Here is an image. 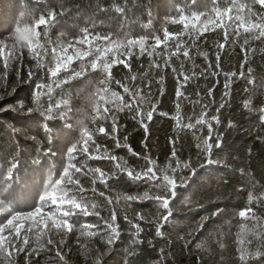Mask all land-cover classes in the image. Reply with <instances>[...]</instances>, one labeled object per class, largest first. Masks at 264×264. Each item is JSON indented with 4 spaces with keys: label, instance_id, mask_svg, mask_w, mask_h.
<instances>
[{
    "label": "trees",
    "instance_id": "16d2710c",
    "mask_svg": "<svg viewBox=\"0 0 264 264\" xmlns=\"http://www.w3.org/2000/svg\"><path fill=\"white\" fill-rule=\"evenodd\" d=\"M239 2L244 4L249 0ZM125 3V15L114 10H99L101 7L113 9L114 5ZM186 4L190 8H185ZM212 7L211 0H195V3L193 0H0V41L7 45L3 57H0V107L16 105L19 101L32 106L37 85L52 89L53 104L63 99L69 100L67 106L61 104L60 109L54 107L47 120L40 111L24 116L12 111L0 112V181H8L7 174L12 163L18 162L14 170L15 180L8 183L7 191L0 196V200L14 205L18 211L32 210L43 194L49 175L53 179L58 178V173L67 162V150L80 140L84 129L80 121H84L89 131L97 127L91 119L95 113L90 97L105 74L99 68L93 70L90 67L89 62L94 59L95 52L73 59L67 71L62 70L57 78H52L48 69L55 65L51 51L54 46L75 43L85 28L94 34L110 35L113 40L123 39L122 35H118L122 33L131 37L147 36V43L152 44V34L162 37L164 28L170 32L183 28L182 24L170 22L175 8H185V14H188L189 11L208 13ZM50 11L57 13L56 19L50 25H41L37 29L41 32L40 42L47 49L46 54L41 50L43 60L37 66L28 49L15 43L9 34L15 35L14 24L18 17L23 16L27 23H31ZM183 39L188 40L187 36ZM223 42V31L217 28L205 32L192 43L188 48V58L182 53L170 55L174 48L171 47L173 42L169 41L164 58L170 56V67H165L162 59L145 53L131 57V70L120 63L111 69L114 80L108 86L109 95L105 96L110 104L118 102L111 98L112 92L119 93L125 101L131 99L115 83V80H120L140 93L136 103L142 111L150 110L153 105L156 111L151 121H145L147 133L139 121L133 119L134 113L126 109L117 112L118 129L115 135L126 146L117 147L115 140L99 133L93 135L96 143L122 158V162L129 167L144 164L142 159L132 155L130 147L133 152L150 155L155 159L156 166L164 169L169 163L175 165L174 160L170 161L173 150L171 141L174 140L176 159L181 163L189 162L191 167L196 168L195 175H191L190 169L178 170L179 175L191 176V179L176 189L175 198L170 203L172 216L161 229L163 235L155 234L154 223L162 215V210L152 200L133 202L123 199L145 191L147 185L143 181L133 183L125 174H119L109 179L106 187L99 181L93 186L91 178L82 177L85 196L90 198V204L98 206L100 216L108 218L110 209L116 211L119 238L109 245L104 235L106 225L100 218L95 215L80 217V223L97 226L91 230L97 235H82L79 226L66 235L54 232L39 241L32 234L30 244L39 251V255L33 253L25 257L24 253L16 254L12 258L14 264H26V261L27 264H64L56 256L55 248L47 245L48 238L57 242L63 239L60 248L67 264H96L97 258L99 264H241L238 251L241 240L246 242L249 251H255L261 242V237L256 233L264 225V120L260 119L261 109H264V41L249 37L247 44H244L243 35L239 38L230 36L229 43L220 52L217 68V43ZM96 43L103 44L100 41ZM77 47L84 52L89 50L90 45ZM10 51L17 58L14 59ZM156 51H163V46ZM68 54H73V49H69ZM4 58L9 62L6 70ZM111 58H116V54H111ZM154 59H159V67L152 63ZM82 68L83 75L66 79L73 71L79 72ZM205 69L207 73L201 75ZM29 71L33 73L31 79L28 77ZM178 72L192 76L181 89L188 99H178L176 96L179 82L183 80ZM55 80L65 82L58 86ZM249 80L252 82L249 83ZM226 82L228 89L225 88ZM210 87L213 91L208 96L207 89ZM226 91L229 93L227 97L224 95ZM197 92L200 93L199 97L196 96ZM196 99L201 103L189 102ZM40 102L47 108L49 97L41 95ZM222 103L225 106L219 108ZM203 105L208 106L205 118L210 120L212 116H218L220 123L211 120L213 137L209 142L213 144L211 159L215 162L201 168L199 165L205 160L202 139L207 138L208 127L204 124L189 129L182 125L189 122L195 124ZM62 111L67 112L66 119L61 115ZM45 123L50 135L45 134ZM109 124L106 122L105 127L108 128ZM13 128L19 131L13 134ZM217 135L221 139L218 148L215 147ZM49 147L54 155H45L41 151ZM77 160L87 169L100 168L111 175L113 162L109 160L88 159L84 155L78 156ZM100 192L105 196H100ZM105 197L113 203L108 205ZM246 208H251L259 219L242 218L239 213ZM137 213L154 223L139 221L144 231L138 237L141 243L133 245L134 229L124 217L132 218ZM10 215V212L0 211V224L6 222ZM14 223L27 224V221ZM130 248H135L131 255ZM0 264H6V261L0 260Z\"/></svg>",
    "mask_w": 264,
    "mask_h": 264
},
{
    "label": "snow or ice",
    "instance_id": "6c2138e0",
    "mask_svg": "<svg viewBox=\"0 0 264 264\" xmlns=\"http://www.w3.org/2000/svg\"><path fill=\"white\" fill-rule=\"evenodd\" d=\"M195 3V0H193ZM213 7L208 13H197L188 12L185 14V8H190L189 5H185V8H175V15L170 17L171 23L182 24L183 28L177 32H170L167 28H164L163 36L151 35V39L154 41L152 44H148L147 36L131 37L127 33H122L123 39L113 40L110 35H101L99 33L94 34L90 32L88 28L82 30L81 36L77 37L75 43H69L67 46L56 45L51 51L55 59L54 67H50L48 72L52 78H57L58 74L64 70L67 71L68 66L71 64L73 59H80L82 56L89 55L90 52H95V57L90 61V67L93 70L99 68L104 74L105 78L100 80L96 91L91 95L90 101L93 105V112L91 119L93 123L97 125L95 129L89 131L88 126L84 121H80L84 125L83 132L80 140L74 143L66 153L67 162L64 165L61 172L58 173V178L53 179L51 174L48 177L47 183L44 185L43 194L39 196L38 202L34 205L30 211H18L14 205L5 204L4 200H0V211L10 212V218H6V222L0 224V260L6 261V264H14L13 257L16 254L24 253L25 257L31 256L33 253L39 255V251L33 249L30 244V235L35 234L37 241L41 240L42 237L53 234L54 232H63L65 235L71 233L74 229L81 232L82 235H97V232L91 231L97 226L94 224H82L80 223V217H88L95 215L106 225L104 235L107 236V243L109 245L115 243L119 238V225L116 223L117 214L115 210L110 209L108 218L100 216V211L97 210L95 203H89L90 198H86V189L81 181V178H91V183L94 186L97 181L105 184L107 187V181L112 177L119 174H125L130 181L133 183L143 181L147 185V189L143 192L135 195H128L123 197L126 201L143 202L145 200H152L160 210L162 215L159 216L154 223L152 220L147 219L145 216L137 213L135 217L125 216L124 219L131 225L132 232V244L138 245L141 241L138 239L140 233L144 231L139 221H146L149 224L154 223L156 236H162L161 229L164 224L172 216V210L170 207L171 201L175 198L176 189L180 186L186 185L187 181L191 179V176L185 177L179 175V169H190L191 175L196 174V168L191 167L189 162L181 163L177 157L175 149V141L172 140L173 150L171 152L170 161L174 160L175 165L169 163L167 168L160 169L156 166V161L148 154H141L133 152L129 147V151L132 152L133 156L144 161L143 165L138 167H129L126 162H122V158H118L116 155L111 154L106 147L96 143L93 139L94 133L103 134L111 137L116 141L117 147L126 146L121 144L119 139L116 137L118 129V117L117 112L124 111L125 109L130 113H134L133 119H137L141 126L147 133V123L145 121H151L153 112L156 111L155 105L150 110L142 111L139 104L136 103V97L140 95L138 91L133 90L128 84L115 80L124 91L129 94L131 99L125 101L123 96L117 92L111 93V98L118 100L117 103H109V100L105 99V96L109 95L108 86L113 82L114 77L112 76L111 69L117 64H123L125 68L131 70V64L129 60L133 55H144L147 53L149 56H155L163 60L165 67H170L169 58H164V53L169 49V41H172L171 47L174 51L170 55L183 54L184 57H189L188 48L202 36L205 32L215 31L217 28L223 31V43H217L216 51V67H219L220 52L223 50L224 45L229 43V37L239 38L243 35V42L247 44L249 37L256 40L264 41V0H249L248 3L241 4L239 0H211ZM259 6L258 8L256 6ZM100 11H112L125 15L126 14V3L114 5L113 9L100 8ZM57 13L50 11L46 16L40 15L31 23H27L23 16L18 17L17 22L14 24L15 35L9 34V37L19 44L21 47L27 48L29 54L35 59L37 66H39L43 60V53H47V49L40 42L41 32L37 29L41 25L48 26L56 19ZM203 17V19H202ZM23 25V26H19ZM231 30V31H230ZM47 33L45 32L44 35ZM247 34V35H244ZM187 36L188 40L185 41L183 38ZM103 42L96 43V42ZM232 42H235L233 40ZM90 45L88 51L81 52L78 45ZM163 46V51L157 52L156 49ZM7 47L3 41H0V57H3L5 48ZM69 49H73V54H68ZM138 49V51H134ZM10 55L13 58H17L13 52L10 51ZM111 54H116V58H111ZM22 55V54H21ZM159 59L152 61L157 67H159ZM4 69L8 67V59L4 58ZM183 68V65H181ZM174 71H178L173 69ZM251 69H249V72ZM207 69L201 73L205 75ZM84 74V69L76 72L73 71L66 79H73L80 77ZM183 80L179 82V87L176 92V96L179 99L184 97L185 93L181 91L182 88L188 83L192 76L184 74V72H178ZM216 75L217 73H212ZM6 75V71H5ZM227 75V74H226ZM231 75H235L232 73ZM241 76L244 73H240ZM33 73L29 71L28 77L31 79ZM135 79V77H132ZM59 86L63 84L65 80H55ZM252 81L249 80V83ZM225 88H229V84L225 83ZM213 89L210 87L207 89V95H212ZM51 88L41 87L37 85V91L34 92L32 97V106H26L23 101H19L16 105H5L0 107V112L12 111L17 115H30L36 111H40L44 114L45 120L47 117L52 115L53 108L60 109V105L67 106L69 104L68 99H63L58 103L53 104L51 97ZM41 95H47L49 97V105L45 108L41 102ZM225 97L229 95L228 91L224 93ZM196 96L199 97L200 93L197 92ZM189 102L200 104L199 99L190 100ZM225 104H220L219 108H223ZM247 106V103H246ZM207 105H203L199 113L195 124L189 122L183 124L185 128H195L196 125L206 124L208 127L207 138L202 139L204 145L202 153L205 156L204 163L199 166L201 168L207 165L213 164L215 161L211 159V150L213 144L209 142L213 137V128L211 120H214L217 124L220 123L218 116H212L211 119H206ZM177 113H179V103H177ZM217 108V112L219 111ZM261 120H264V109H261ZM61 115L66 119L67 112L62 111ZM161 115H168V113H161ZM174 119L176 117H173ZM191 120V118H190ZM110 122L109 127H105V123ZM180 123V121H177ZM19 129L13 128V134H16ZM44 131L46 135H50V130L45 123ZM124 141H127V136L124 137ZM221 139L219 135L215 138V147H220ZM199 147V145H198ZM91 149V150H90ZM45 155L52 154V149L41 150ZM80 155L86 156L88 159H106L113 162V169L111 175L102 171L100 168L87 169L84 164L77 160ZM79 165V166H78ZM18 167V162H13L10 170L8 171V181H0V196H3L4 192L7 191L8 183L14 182V170ZM93 193L96 192L95 187L92 188ZM100 196H105L103 192L99 193ZM250 201L252 197L250 196ZM108 205H111L113 201L105 197ZM264 202V198H262ZM219 212V210H218ZM217 213H213L216 215ZM239 215L242 218L258 220L251 208L242 210ZM75 218V219H74ZM17 221H27L25 223H14ZM203 227V224L200 225ZM261 230L256 233L261 237V242L256 246L255 251H249L245 246L246 242L240 241V253L241 264H264V225H261ZM103 238V236H102ZM63 239L59 242L52 238H48L47 245H52L56 250V256L67 264L64 259V255L61 252L60 245L63 244ZM43 245H41V250ZM163 251V250H161ZM135 248H130L129 254H133ZM27 264V261H26ZM96 264H99V258H97Z\"/></svg>",
    "mask_w": 264,
    "mask_h": 264
}]
</instances>
